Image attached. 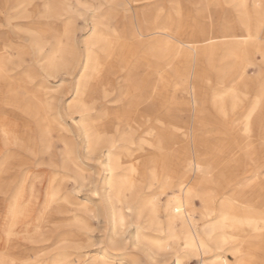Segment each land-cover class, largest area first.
Masks as SVG:
<instances>
[{"label":"bare ground","instance_id":"6f19581e","mask_svg":"<svg viewBox=\"0 0 264 264\" xmlns=\"http://www.w3.org/2000/svg\"><path fill=\"white\" fill-rule=\"evenodd\" d=\"M8 1L0 0L4 27L13 18ZM33 1H21V16H35L24 26V44L37 57L43 79L35 83L32 70L18 78L8 74L14 52L0 44V95L7 97L0 101L9 107L0 105V264H138L123 261L134 249L145 264H190L191 254L200 264H261L264 188L255 193V210L243 205L254 203L243 186L218 197L206 184L219 183L215 168L201 163L207 149L200 150L194 134L206 103L203 82L210 81L205 65L220 52L214 72L219 91L210 106L223 120L245 106L234 124L240 137L235 159L249 168L264 166L251 139L264 81L250 99L238 58L251 38L260 40L250 33L245 0H227L234 11H222L218 27L212 0H169L168 11L163 0H43L41 8ZM255 4L260 8V0ZM77 13L88 30L81 50L74 35ZM232 13L240 34L234 33ZM257 21L262 27V12ZM255 47L264 60V47ZM169 56L181 86L166 68ZM78 71L65 110L80 131L87 161L97 167L93 180L77 143L61 139L54 150L63 116L55 92L64 77L55 87L48 83ZM116 95L120 104L113 107ZM260 133L264 150V128ZM86 186L99 198L98 208L76 200ZM95 219L101 234L92 256Z\"/></svg>","mask_w":264,"mask_h":264},{"label":"rangeland","instance_id":"374dc122","mask_svg":"<svg viewBox=\"0 0 264 264\" xmlns=\"http://www.w3.org/2000/svg\"><path fill=\"white\" fill-rule=\"evenodd\" d=\"M22 0H9L7 5V10H9V14L13 17L10 22L12 23L10 27H4L3 19H0V24H2V28L4 29L3 33H0V44H8L11 47L10 52L15 55H20L19 58H17L13 54V60L14 64H11L9 66V72L11 76H15V78H18V75L22 76V74L26 71H33L34 77H35V83L43 79V73L40 70L37 62V57L34 58L33 53L29 47H27V43L24 44V39H25V27L29 25V20H34L35 16H31L30 18H26L21 16V10L23 9V4L21 2ZM256 0H245V6L247 7L249 17H251L250 21V33L251 35H254L255 31L257 32V35H259L260 40H255L251 38L248 41L247 46H245L246 53H242L241 49L238 51V58L241 61L239 65H244V74H246L247 81L249 83V86L247 88L248 94L250 99L253 98L257 86L259 83L264 81V60H262L261 54L257 53V47L255 46H262L264 47V24L259 26V23L257 21V15H256V10L259 8L255 4ZM22 4V5H18ZM80 2L89 4L93 3L92 0H81ZM34 6L35 4L38 8H41L43 6V0H34L32 3ZM171 5V1L169 0H163L162 5L164 6V10L168 11L169 7ZM212 8H214V14L212 15V18L214 20L215 27H218L220 21H221V14L222 11L226 10L227 8H230L231 12L234 11V7L231 6V3H228L227 0H212L211 2ZM79 12L83 13V7L79 4L77 5ZM250 6V7H249ZM18 7V8H17ZM14 8V9H13ZM18 13V15L15 17V15ZM236 13H232L231 19H232V25L234 28V33L235 34H240L241 33V28L240 24L236 21ZM21 17V18H19ZM2 18V17H1ZM15 18V19H14ZM25 19V20H24ZM23 20V21H22ZM75 21V31L74 35L76 40H78V45L80 50L83 48L82 41L85 38V36L88 34V30L83 28V16H80L78 13L73 15V22ZM26 22V23H24ZM20 23V24H19ZM28 23V24H27ZM18 24V25H17ZM23 26H22V25ZM17 25V26H15ZM25 26V27H24ZM20 27V28H19ZM185 27V26H184ZM9 28V29H8ZM23 28V29H22ZM6 29V30H5ZM16 30V31H14ZM183 31V30H182ZM6 32V33H5ZM18 33V34H17ZM7 35V36H6ZM3 36V37H2ZM185 36V32L182 33V37ZM6 37V38H5ZM7 39V40H6ZM12 40V41H11ZM10 41V42H9ZM19 41V44H17ZM22 41V42H21ZM5 42V43H4ZM9 42V43H8ZM16 42V43H12ZM257 42V43H255ZM23 43V44H21ZM14 44V46H12ZM16 45V47H15ZM21 48H20V47ZM15 47V48H14ZM28 48L24 49V48ZM13 48V49H12ZM26 50V51H24ZM27 52V53H26ZM31 53V54H29ZM29 54V55H28ZM31 55V56H30ZM30 56V57H29ZM16 59V60H15ZM29 59V60H28ZM33 60V61H32ZM220 60H221V55L220 52L215 53L214 56L211 58L210 63L206 66L205 68V77H207L210 81L209 85L206 82H203V88L201 89V92L205 96L206 103L203 111L199 113L198 117L200 119V122L194 127V134L195 138L199 143H201L200 150H203L204 148L207 149L206 153L199 156V159L201 163H205L208 168H215L213 171V175L215 179L219 182L217 185L211 182H206L207 186L209 189L213 190L218 197L222 195H230L232 192L233 187H236L239 189L241 186L245 187L246 189H249L251 192H248L247 198H252L254 203H245L243 205H247V207H253L252 209L255 210L254 206L255 204V199L257 198L255 196L256 191L259 188H264V166L256 167L254 168H249L246 166L244 163V159L241 158L239 160L235 159V151L239 149V135L237 134V129L234 127V124L237 123L238 117L240 114H243L246 112L245 106L239 108L238 112L234 115L231 116L227 120L219 119L218 113L213 110L210 106L209 99L211 96L218 92L219 88H217V79H218V74L214 73L216 72L215 70L219 68L220 65ZM24 61V62H23ZM20 62L19 67L16 66V64ZM23 62V63H22ZM27 62V63H26ZM36 62V63H35ZM34 65L33 67L30 65ZM172 60L171 57L169 56V64L166 66L167 70L170 72L171 79H174V81L178 85H182L183 81L182 78L177 77L176 74H174L173 68L171 67ZM16 66V67H15ZM204 66V67H205ZM35 67V68H34ZM179 67V65L177 66ZM20 68V69H19ZM22 68V69H21ZM27 68V69H26ZM19 69V70H18ZM26 69V70H25ZM29 69V70H28ZM36 69V70H35ZM38 69V71H37ZM176 69V68H175ZM31 71V72H32ZM37 71V72H36ZM40 72V73H39ZM15 73V74H13ZM19 73V74H18ZM38 73V74H37ZM78 72L72 73V75L68 76L67 74H60L59 79L55 81L56 79H50L48 85L51 87H55L60 82V77L63 78V82L61 85V88L58 89L55 93L61 98V104L58 107V110L61 109L62 117L59 119L61 122V125H59L58 128L54 130V136L56 140L54 150L59 151L60 146H61V139L67 142L68 144H74L77 143V150L80 151L81 159L85 161V163H81L83 168L87 170L86 174H89L91 176V179H97L95 172H97V167L94 164V162H88L85 154V150L83 149V141L82 137L80 134V131H78L75 120L72 121L70 120V117L66 113V105L67 102L71 99L70 95V89L73 87V84L75 83L76 75ZM39 76H37V75ZM39 77V78H38ZM42 77V79H41ZM118 80V79H117ZM115 79V82H117ZM228 81V80H227ZM52 84V85H50ZM201 84V82H199ZM60 90V91H59ZM62 91V92H61ZM68 91V92H67ZM0 97L4 100H6L5 94H1ZM119 95L114 96L111 100V106H118L120 104V100L118 99ZM118 99V100H116ZM0 105L2 107L9 108L7 105L4 104V102L0 101ZM60 108V109H59ZM116 108V107H115ZM116 110V109H115ZM256 114L257 117H255L252 121V129L254 130L255 134L251 136V139L254 141L253 145H256L257 148V154H259V157L261 155H264V150H262L260 139L262 137V134L260 133L263 131V123H264V103L261 104V109H259ZM75 115V114H74ZM75 117V116H73ZM76 119L78 117H75ZM240 153V152H239ZM263 159V158H262ZM260 158V160H262ZM237 168V169H236ZM238 174V175H237ZM93 177V178H92ZM230 180V181H229ZM236 185V186H235ZM148 191V190H147ZM150 191V190H149ZM148 191V193H149ZM263 191V190H262ZM235 192H238L235 190ZM88 200L89 204L92 207L98 208L100 206V201L99 198L96 195H92L90 191V186H86L83 188L81 192H79V197L76 199L77 201L81 202L82 200ZM197 209L201 207L200 202L195 201ZM198 214H196L197 216ZM100 219V218H99ZM95 219L93 224L95 225V230L93 233L95 245L92 247V251L89 253V255H95L96 252L98 251L97 248H99V244L97 239L100 237L101 234V224L98 223ZM102 220V219H101ZM100 220V221H101ZM90 249V250H91ZM261 253V252H260ZM260 253L257 251L256 255H260ZM226 256L229 257L230 259H233L232 256L229 255L228 252H225ZM262 255V254H261ZM125 258L123 261L125 262H130L132 259H135V261L138 264H145L147 262L146 258L136 249H134L132 256H128L127 254L123 256ZM172 260V259H170ZM261 262V261H260ZM260 262H256L255 264H260ZM169 263V262H168ZM167 263V264H168ZM189 263L190 264H200V261L197 259L196 256L193 254L189 255ZM261 264H264V260Z\"/></svg>","mask_w":264,"mask_h":264},{"label":"crops","instance_id":"0c3cea01","mask_svg":"<svg viewBox=\"0 0 264 264\" xmlns=\"http://www.w3.org/2000/svg\"><path fill=\"white\" fill-rule=\"evenodd\" d=\"M260 8L258 10H256V15H258V13L262 12L264 15V0H260ZM250 7V6H249Z\"/></svg>","mask_w":264,"mask_h":264}]
</instances>
